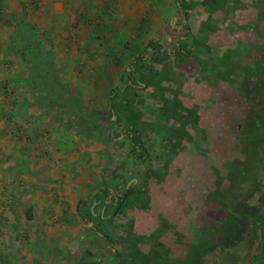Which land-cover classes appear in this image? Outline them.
I'll use <instances>...</instances> for the list:
<instances>
[{
  "label": "rangeland",
  "instance_id": "obj_1",
  "mask_svg": "<svg viewBox=\"0 0 264 264\" xmlns=\"http://www.w3.org/2000/svg\"><path fill=\"white\" fill-rule=\"evenodd\" d=\"M187 1L0 0V264H264V0Z\"/></svg>",
  "mask_w": 264,
  "mask_h": 264
},
{
  "label": "flooded vegetation",
  "instance_id": "obj_2",
  "mask_svg": "<svg viewBox=\"0 0 264 264\" xmlns=\"http://www.w3.org/2000/svg\"><path fill=\"white\" fill-rule=\"evenodd\" d=\"M190 2L191 1H193V0H189ZM186 2H188L187 0H186ZM188 11H189V9H188ZM186 17H187V13H186ZM157 47H160V51H158V53H157V55L159 54L160 56H162V58L161 59H163L164 57H163V55L164 56H169V55H177V52H184V51H186L187 52V50L185 49V48H183V47H181V45L182 44H178L179 45V48L178 49H173V50H171V49H166L165 50V48H164V46L162 45V44H155ZM208 45V44H207ZM206 46V45H205ZM192 46H188V48L189 49H191V50H193V48H191ZM207 49L208 48H206V51H207ZM153 51H155L156 50V48L155 49H152ZM157 51V50H156ZM207 52H209V51H207ZM160 59V60H161ZM141 62H142V64H144V65H146V59H145V57H143L142 58V60H141ZM213 69H216L217 67H216V65H213V67H212ZM135 70H136V72L138 73V74H140L143 78L145 77V76H149L150 75V73L149 72H147V71H144V70H142L141 68H138V66H136L135 67ZM128 77V76H127ZM129 79H128V81H129V85H128V87L126 88V93H127V91H128V93H129V87L131 88H134V87H136V86H138V87H146V84L143 82V80L141 79L140 80V78H133V77H128ZM132 78L134 79V81H132ZM177 100H175V98L172 100V102L174 103V102H176ZM127 102V100L126 99H124V101H123V104L124 103H126ZM126 106V105H125ZM127 108H129V107H127ZM172 115H174V113H172ZM181 115V114H180ZM125 117L127 118V121H126V123H123V125H126L127 126V122H130V119L128 118V116L127 115H125ZM179 117V116H178ZM182 119H183V117L182 116H180ZM183 124V123H182ZM185 126H186V122H185V124H184ZM122 128H124V126H121ZM185 128V127H184ZM124 130H126V129H124ZM128 131H130V132H132V133H134V134H132L131 133V139L130 140H132V144L134 145V148L132 149V151L131 152H129L130 154V156H132V157H135V158H137V159H144V158H146V159H148L147 157H148V151L146 152L145 151V149L144 148H146L145 147V144L143 143V141L141 140V138L139 137V136H137L138 135V130L137 131H131V129L130 130H128ZM130 132H126V134H128V133H130ZM188 133V130H187V128H185V131H184V135H186ZM140 139L141 140V142H142V144H143V146L144 147H142V146H140V145H137L135 142H134V139ZM149 161V160H148ZM149 163H150V161H149ZM152 174H154V172L152 173V171L151 170H149L148 171V177H150L151 178V175ZM125 178V176H123L121 179H120V181L121 182H119V186H118V188H119V190H120V192H119V194H116L115 192H114V189L113 188H103V190H102V192L104 193V194H107V199H108V202H112L113 200H114V202H115V204L116 205H120L124 200H125V198H127L130 194H132V193H134V191H135V184H138V183H141V181H143L142 182V192H144L145 191V189H146V184H147V182H148V179H146V178H144V179H142V178H138V179H136V181L134 182V183H131V181L130 180H133V179H130V180H126V179H124ZM98 238H99V240H102V241H105L106 242V244H108V246H110L112 249H113V252H114V256L116 255H118L117 254V252H116V249L114 248V245H113V240L112 239H110V238H108L105 234H101V233H99V235H98ZM118 259H122V256H119V258ZM80 264H91L90 262H87V261H83L82 263H80Z\"/></svg>",
  "mask_w": 264,
  "mask_h": 264
},
{
  "label": "trees",
  "instance_id": "obj_3",
  "mask_svg": "<svg viewBox=\"0 0 264 264\" xmlns=\"http://www.w3.org/2000/svg\"><path fill=\"white\" fill-rule=\"evenodd\" d=\"M122 107H125V104L122 103ZM123 109L124 108H122V110ZM169 113V115H171V112ZM134 142L137 145L144 147L139 138H135ZM144 149L147 152V148ZM262 200H260L259 202H262ZM260 207L261 205L259 203L255 208L250 209V207H247L244 200H233L231 202H228V204L226 203V217L223 219L221 229L227 232L230 236H234L240 233V235L244 234L247 235V237L250 236L252 241L251 232L249 231H252L253 229L258 230L262 227V225H264V211H262ZM206 256H211V253L207 252Z\"/></svg>",
  "mask_w": 264,
  "mask_h": 264
}]
</instances>
